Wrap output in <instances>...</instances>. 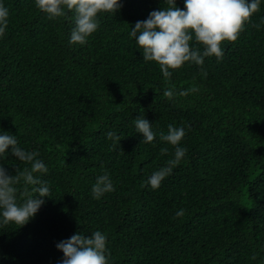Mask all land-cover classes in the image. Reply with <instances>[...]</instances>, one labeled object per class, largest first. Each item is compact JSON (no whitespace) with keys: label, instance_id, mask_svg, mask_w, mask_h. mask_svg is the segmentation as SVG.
<instances>
[{"label":"trees","instance_id":"trees-1","mask_svg":"<svg viewBox=\"0 0 264 264\" xmlns=\"http://www.w3.org/2000/svg\"><path fill=\"white\" fill-rule=\"evenodd\" d=\"M0 264H264V0H0Z\"/></svg>","mask_w":264,"mask_h":264}]
</instances>
